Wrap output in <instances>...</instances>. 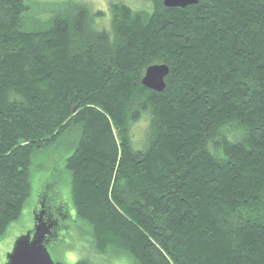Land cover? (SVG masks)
Here are the masks:
<instances>
[{
	"label": "trees",
	"instance_id": "obj_1",
	"mask_svg": "<svg viewBox=\"0 0 264 264\" xmlns=\"http://www.w3.org/2000/svg\"><path fill=\"white\" fill-rule=\"evenodd\" d=\"M148 1L110 3L108 24L81 0L38 3L37 27L26 0H0V238L33 155L76 130L73 205L100 258L264 264V0ZM154 64L163 92L142 84Z\"/></svg>",
	"mask_w": 264,
	"mask_h": 264
},
{
	"label": "rangeland",
	"instance_id": "obj_2",
	"mask_svg": "<svg viewBox=\"0 0 264 264\" xmlns=\"http://www.w3.org/2000/svg\"><path fill=\"white\" fill-rule=\"evenodd\" d=\"M51 1L55 0H26L30 7L26 18L30 25L40 27V24L47 20L48 14L43 12L42 7L48 8L46 3ZM81 1L88 3L95 11L105 12L106 24L110 19V3L123 1L137 9L146 8L152 4L148 0ZM38 3H41L42 7ZM147 124V121L143 119L133 127L135 143L141 142ZM77 139L78 132L73 130L54 144L33 155L31 195L24 205L20 219L12 222L6 233L0 238V264H7L8 255L13 250L18 238L29 232H34L36 219L39 215L37 208L43 206L46 197H49L51 203L58 208L57 213L61 222L57 237L52 239L48 245V250L56 264H77L84 259L102 262V264H137L134 258L123 252H114L100 258L95 252L90 226L76 214L72 198V179L66 167V160L73 154ZM60 214L62 215L60 216Z\"/></svg>",
	"mask_w": 264,
	"mask_h": 264
},
{
	"label": "water",
	"instance_id": "obj_3",
	"mask_svg": "<svg viewBox=\"0 0 264 264\" xmlns=\"http://www.w3.org/2000/svg\"><path fill=\"white\" fill-rule=\"evenodd\" d=\"M197 3L198 0H164L166 7L173 8H185ZM169 73L170 68L166 64L151 65L145 72L142 84L154 91L163 92ZM42 216L41 213L38 215L34 232H29L16 240L13 250L8 255L7 264H56L48 250L53 225L41 221Z\"/></svg>",
	"mask_w": 264,
	"mask_h": 264
},
{
	"label": "flooded vegetation",
	"instance_id": "obj_4",
	"mask_svg": "<svg viewBox=\"0 0 264 264\" xmlns=\"http://www.w3.org/2000/svg\"><path fill=\"white\" fill-rule=\"evenodd\" d=\"M46 201L51 202V199L49 197H46L43 201V206H39L37 208V212H39V215L40 213L43 214L41 221L52 223L53 225L52 239H54L58 235L57 233L58 229L61 228V222H60V218L57 213V209H53L52 207L47 209Z\"/></svg>",
	"mask_w": 264,
	"mask_h": 264
}]
</instances>
